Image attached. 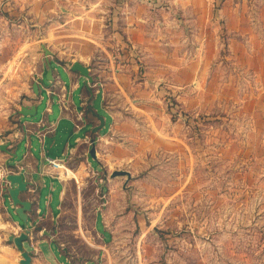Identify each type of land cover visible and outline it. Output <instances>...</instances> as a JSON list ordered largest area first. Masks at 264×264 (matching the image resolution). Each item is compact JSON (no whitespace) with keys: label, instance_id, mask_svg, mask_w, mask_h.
<instances>
[{"label":"rangeland","instance_id":"374dc122","mask_svg":"<svg viewBox=\"0 0 264 264\" xmlns=\"http://www.w3.org/2000/svg\"><path fill=\"white\" fill-rule=\"evenodd\" d=\"M23 2L0 0V126L33 83V67L51 53L73 58L85 42L75 26L60 31L53 22L61 20L58 10L46 18L50 21L32 26L35 20ZM161 5L166 11L171 7L168 1ZM172 9L184 27L187 51L193 37L184 8L174 4ZM214 9L218 38L206 48L208 59L196 62L194 86L178 90L175 80L183 77L167 75L156 85V101L143 102L142 107L153 109L150 117L131 107L125 158L109 167L110 159L109 168L101 170L93 204L86 166L77 164L84 178L82 213L100 209V235L93 241L101 250H87L83 238L72 234L69 204L56 232L57 242L68 244L71 264H84L78 257L93 255L98 256L94 264H264V45L237 46ZM92 36L107 37L105 28L95 26ZM42 46L51 53L45 56ZM138 65L136 80L145 72L143 63ZM56 70L66 81L62 69ZM40 94L44 98L42 89ZM92 103L102 115L100 96ZM43 109L44 101L37 105L35 120ZM112 170L128 171L131 178L126 184L124 177L110 179Z\"/></svg>","mask_w":264,"mask_h":264},{"label":"crops","instance_id":"0c3cea01","mask_svg":"<svg viewBox=\"0 0 264 264\" xmlns=\"http://www.w3.org/2000/svg\"><path fill=\"white\" fill-rule=\"evenodd\" d=\"M164 1L171 6L168 11L164 4L161 5ZM174 4L184 8L180 11L187 17L192 32L193 39L187 42L190 43L187 51L183 48L186 43L184 27L172 16ZM22 5L28 7L35 20L32 26L39 25L40 21H50L46 18L58 10L63 14L61 20L53 22L58 24L60 31L75 26L85 41L81 44L82 50L73 58H53L54 54L50 52L52 55L44 58L40 67H33L31 79L42 81L38 84V95L32 92L31 82L24 89L23 99L14 105L9 118L0 126V146L7 145L6 150H0V166L21 174L29 183L19 194V199L31 204L26 212L29 234L22 243L30 255V264H71L67 256L68 244L57 242L56 232L58 219L70 212L69 204L73 206L72 234L83 238L87 250L93 253L101 250V246L93 241L100 235L97 213L100 209L92 208L90 214L82 213L84 191L81 184L84 178L77 164L81 162L86 166L93 204L97 189H101L97 186L101 181V170L112 166L114 160L125 158L124 142L128 141L131 107L139 111L138 115H142V111L150 117L153 109L142 107L143 102L148 98L156 101V95H153L154 91L157 94L156 85L167 75L183 77L182 82L175 80L174 87L178 90L194 86L191 78L194 79L199 71L196 62L207 60L206 48L215 43L212 9L217 8L214 11L218 13L225 33L235 37L237 46L258 45L261 48L264 45V0H24ZM116 22H119L118 27ZM95 26L105 28L107 37L92 36ZM83 28L86 31H82ZM257 52L255 55L259 54ZM117 61L123 64H117ZM73 62L88 69L91 83L70 70ZM140 63L145 69L144 78L136 80ZM48 64L50 82L45 80ZM59 67L66 81L60 79L56 70ZM97 95L100 96L102 115L93 108V98ZM42 101L44 109L41 117L35 120L37 105ZM23 106L29 107L28 112H34V115H19ZM155 113L159 115V109ZM100 119L104 122L103 127L94 131L100 125ZM152 130H147L149 137H153ZM159 131V135L164 134ZM92 148L93 158L89 155ZM61 157L66 160L67 170L60 177L57 171L48 168L46 158ZM110 159L112 163L108 167ZM3 186L0 182V264H19V252L8 238L18 236L23 232V226L13 214ZM87 215L89 229L84 223L88 220ZM97 257L93 255L88 258L90 260H84L79 256L77 262L94 264Z\"/></svg>","mask_w":264,"mask_h":264},{"label":"water","instance_id":"95a60500","mask_svg":"<svg viewBox=\"0 0 264 264\" xmlns=\"http://www.w3.org/2000/svg\"><path fill=\"white\" fill-rule=\"evenodd\" d=\"M42 50L47 56L50 54L48 50L42 46ZM49 69L45 75V80L47 81H52L51 77V68L50 65L48 64ZM70 70L72 72H77L82 76L83 78L86 79L88 83H91V77L88 73V69L78 62H73ZM42 81L41 79H37L32 83V92L35 95H38V84H41ZM29 107H21L19 110V115L21 116H33L34 112H28ZM103 120L100 119V125L94 129V131H97L98 129L103 127ZM7 145H1L0 150H6ZM89 155L93 158L94 157V150L93 148L90 149ZM118 177H124L125 178V184L130 180V173L125 170H113L109 173V178H118ZM5 182L6 184L4 185L3 191L4 195L7 197V199L11 202V208L13 209V214L18 218V220L21 222L23 226V232H21L18 236H9L8 241L12 242L19 252L20 255V260L19 264H30L31 258L30 255L28 254L27 251L24 250L22 243L27 239V235L29 234V231L26 228V212L30 210L31 204L25 201H22L19 199V194L21 192H24L29 185L28 182L23 180V177L21 174H16V173H8L5 176Z\"/></svg>","mask_w":264,"mask_h":264},{"label":"built area","instance_id":"2783aa9c","mask_svg":"<svg viewBox=\"0 0 264 264\" xmlns=\"http://www.w3.org/2000/svg\"><path fill=\"white\" fill-rule=\"evenodd\" d=\"M46 164L48 168H50L52 171H57V176H62V172H66V160L65 158H46ZM8 173H12L8 171L6 168L0 166V182L2 184H6L5 182V176ZM4 186L2 187L3 190ZM4 192V191H3Z\"/></svg>","mask_w":264,"mask_h":264},{"label":"bare ground","instance_id":"6f19581e","mask_svg":"<svg viewBox=\"0 0 264 264\" xmlns=\"http://www.w3.org/2000/svg\"><path fill=\"white\" fill-rule=\"evenodd\" d=\"M7 250V249H6Z\"/></svg>","mask_w":264,"mask_h":264}]
</instances>
